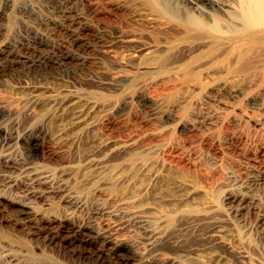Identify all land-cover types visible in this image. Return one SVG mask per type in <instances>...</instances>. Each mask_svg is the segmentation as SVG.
I'll use <instances>...</instances> for the list:
<instances>
[{"label": "rangeland", "instance_id": "obj_1", "mask_svg": "<svg viewBox=\"0 0 264 264\" xmlns=\"http://www.w3.org/2000/svg\"><path fill=\"white\" fill-rule=\"evenodd\" d=\"M23 1L0 0L13 53L29 28L69 46V9L87 61L0 79V262L264 264L261 52L247 70L163 29L142 0H33L28 17Z\"/></svg>", "mask_w": 264, "mask_h": 264}, {"label": "bare ground", "instance_id": "obj_2", "mask_svg": "<svg viewBox=\"0 0 264 264\" xmlns=\"http://www.w3.org/2000/svg\"><path fill=\"white\" fill-rule=\"evenodd\" d=\"M40 1L41 3L44 2L46 4H51V5L54 4V0H40ZM142 1L143 3L150 6L151 9L154 11L155 19L159 21L158 25L163 27V29L165 30L172 31L183 42L188 41L190 43L201 45L203 47L205 46L207 47V49L208 47L212 49L216 47L217 48L216 50L220 48L221 50L220 49L219 50L221 52L220 54L221 56L229 54L231 56V59H233L234 61L245 62L244 63L245 68H247V64L250 61L253 62L256 59L255 58L257 56L256 54L258 53L259 55V53L261 52V56H259L261 58L259 59L257 58L258 60L254 61L256 63L255 66H252L254 67V69L251 67V69H253L254 71L253 73L251 71V73L253 74V77L254 76L255 78L258 77L260 81L262 80L261 81L262 83L264 82V0H142ZM41 3L35 2L33 0H25L21 3L18 10L23 14V16L28 17L30 15L39 13L41 11V6H42ZM59 12H62L60 16V24L67 23L66 32L68 34L69 46H64L60 43H54L50 41L49 35L44 34L42 36L40 33L36 31L37 29L35 28H29L26 31V33L19 34L17 38H15V40L12 42L13 43L12 47L14 48L13 49L14 51L15 49L17 51L14 53L11 51L10 48L11 43L9 41L3 42L0 40L1 42L0 79L6 77L7 72L9 70L17 71L22 74H27L31 72H40L43 69L50 66L52 67L56 66L58 68V66L62 67L68 64H78L87 61L86 60L87 57L86 55H84L85 54L84 49H81L79 47V44H81L80 32L75 31L76 28L74 29V25L76 23V20L74 18L75 15H72L71 10L69 11V9H65L64 11L61 9L59 10ZM7 16H8V9L0 8V23L4 22L7 19ZM3 33L4 31L1 25L0 38L3 35ZM173 45L175 44H172V46ZM169 47H171V45ZM253 58L254 60L252 61ZM209 62L212 63L211 61ZM251 73H250V77L252 76ZM75 118L78 119V117ZM104 126L105 129H109L111 127V123L110 122L104 123ZM41 132H43V126L38 127L37 134L21 138L20 139L21 143L31 148L38 142L39 135L41 134ZM7 138L8 136H6L5 132L1 130L0 127V145L8 143L9 141L7 142ZM31 174L32 173L30 172L29 175ZM24 183L27 184V181ZM41 183L39 182V184ZM104 194L108 195V199L109 197L112 196L110 193H104ZM30 196H34V195H30ZM32 200L33 202L35 201L34 197ZM112 200L118 204L119 202L125 204V202H121L115 198H112ZM29 202H30V198H29ZM111 203L113 202L111 201ZM31 205H33V203ZM18 206L20 207L21 211H28L34 209V206L32 208V206L28 205V201L26 203L19 202ZM134 223H136L137 226L145 230L148 228L147 224L149 222L146 220L137 219L136 221H134ZM72 234L74 233L72 232ZM148 246L151 248L153 247V240L148 242ZM0 264H19V263L17 259H11L6 262H0Z\"/></svg>", "mask_w": 264, "mask_h": 264}]
</instances>
